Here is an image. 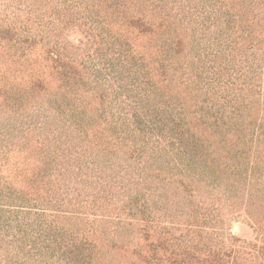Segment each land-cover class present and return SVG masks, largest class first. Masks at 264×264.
I'll return each mask as SVG.
<instances>
[{
	"label": "trees",
	"instance_id": "trees-1",
	"mask_svg": "<svg viewBox=\"0 0 264 264\" xmlns=\"http://www.w3.org/2000/svg\"><path fill=\"white\" fill-rule=\"evenodd\" d=\"M168 1L0 0V264H264V0ZM126 21L165 28L161 86L105 110L74 54Z\"/></svg>",
	"mask_w": 264,
	"mask_h": 264
},
{
	"label": "rangeland",
	"instance_id": "rangeland-1",
	"mask_svg": "<svg viewBox=\"0 0 264 264\" xmlns=\"http://www.w3.org/2000/svg\"><path fill=\"white\" fill-rule=\"evenodd\" d=\"M177 1L169 0L167 3L177 9ZM200 1L202 0H192V3L196 2L193 5L195 8L194 12L196 13L195 17H198V21H200L198 13L202 14L201 8H199ZM218 3L220 6L225 5V1L223 0H218ZM247 9L251 11L252 7L248 4ZM255 11H258V9ZM148 20L152 21V18ZM66 23H77L86 28L96 25L93 21L90 22L81 15L67 17ZM107 25V23L106 25H103V23L97 24V42L95 47L93 46L90 50L74 54V60L83 70L87 68L86 71H88L89 74L94 73L96 69L98 75L106 79L105 81H99L105 85L107 89H110L109 93L111 97L108 98V102H105V106H101L100 103L99 105L97 104L98 108L104 107L105 110L112 111H120L123 107L132 109L129 105V103L132 102L128 98L129 96H133L137 93H144V90L153 83H157L161 86L160 79L162 78V74L159 69L158 71H160V74H157V68L159 67V59L163 58L160 55H162L161 50H163V44L166 39L162 35L165 28L158 24L152 25V28L147 32L146 29L148 26H132L131 23L127 21L118 24L117 27H114L115 30ZM206 28L202 27V24H198L195 19L193 25L189 26L188 31L183 34L186 41L190 42L191 50L192 48L194 50L192 51V55H197L202 47L212 45L213 39L216 36V33H213L216 31V27L211 26L210 28ZM177 29L180 32V28L178 27ZM171 30L173 31L174 28ZM202 32L206 33L204 39H201V34H204ZM212 33L213 35H211ZM179 36H181V34ZM200 42L205 44L201 46ZM83 66H86V68ZM87 80L88 78L86 81ZM91 80L92 79H89V82ZM89 85L88 83L85 88H89ZM120 85L123 86L124 89L122 90L125 91L123 95L117 94L116 91L113 90V88H118ZM159 93L161 92L159 91ZM119 104H121V108L118 109ZM125 112L132 113V110H127ZM237 218L238 221L232 222L230 230L241 238L252 239L254 237L253 229L246 223L244 217ZM236 224L240 225V230L238 231L234 230V225ZM225 229L226 231H230L227 227H225ZM150 233V240L155 241L156 235H154L153 231H150Z\"/></svg>",
	"mask_w": 264,
	"mask_h": 264
},
{
	"label": "water",
	"instance_id": "water-1",
	"mask_svg": "<svg viewBox=\"0 0 264 264\" xmlns=\"http://www.w3.org/2000/svg\"><path fill=\"white\" fill-rule=\"evenodd\" d=\"M234 230H235V231L240 230V225H239V224L234 225Z\"/></svg>",
	"mask_w": 264,
	"mask_h": 264
}]
</instances>
